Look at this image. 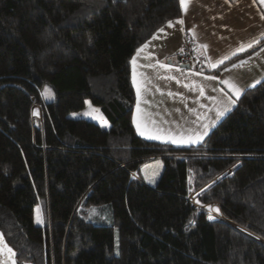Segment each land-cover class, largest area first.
<instances>
[{"label": "trees", "instance_id": "1", "mask_svg": "<svg viewBox=\"0 0 264 264\" xmlns=\"http://www.w3.org/2000/svg\"><path fill=\"white\" fill-rule=\"evenodd\" d=\"M179 16L178 0H0V234L16 264H264V81L198 145L133 129L131 58ZM86 102L107 128L70 118Z\"/></svg>", "mask_w": 264, "mask_h": 264}, {"label": "crops", "instance_id": "2", "mask_svg": "<svg viewBox=\"0 0 264 264\" xmlns=\"http://www.w3.org/2000/svg\"><path fill=\"white\" fill-rule=\"evenodd\" d=\"M178 3L179 18L172 21L171 27L163 26L162 32L160 28L139 48V54L136 51L132 56L130 82L134 92L132 125L136 135L149 142L182 148L201 143L233 110L235 103L232 101L238 99L221 80L235 84L241 90L240 97L264 81V0H186L184 10L179 0ZM178 20L183 22L177 23ZM187 36L197 50L199 71L184 69L171 62ZM253 41L257 42L247 48ZM241 46H245L244 51H238ZM134 56L135 65L132 63ZM225 56L229 59H224ZM217 60H223V63L212 68L210 62ZM160 64L170 67L161 68ZM134 69L141 87L143 126L148 132L165 137L170 133L186 140L189 137L196 139L199 135L202 139L195 143H171L165 139H149L147 134L137 132L133 124L137 105ZM209 76L215 79H208ZM89 108L95 118L90 120L80 115L79 119L107 128L108 123L99 109L92 105ZM225 108L230 110L218 116ZM9 249L0 234V264H16Z\"/></svg>", "mask_w": 264, "mask_h": 264}, {"label": "rangeland", "instance_id": "3", "mask_svg": "<svg viewBox=\"0 0 264 264\" xmlns=\"http://www.w3.org/2000/svg\"><path fill=\"white\" fill-rule=\"evenodd\" d=\"M40 95H41V99L44 103H50L54 99L53 91L49 86H44L40 91ZM86 104L87 105H86L85 110L81 111L82 113L79 112V113L71 114L70 118L77 119V118H79L80 115H82L86 119H90V120L92 119L93 120L95 117L93 116V114L91 112H89V110H90L89 107L91 105L89 103H86ZM32 109H33V112L37 111L36 117L39 116L40 108L36 106V109H35L33 106ZM162 169H163V164H162L161 159H159V158L152 159V160L144 163L141 166L138 176L140 177V179L143 181V183L145 185L152 187L158 181V179L162 173ZM195 198H196L195 193L191 192L188 195L187 200L193 204ZM214 209H217V207H214ZM94 214H96V213H94ZM209 215H211L213 217V219H215V220L222 221V222L225 221L223 219V217L221 216L219 211L218 212L211 211L209 213ZM38 219L40 222H38ZM32 220H33L34 225L39 226V227H42L47 223L46 209L43 206V204H37L34 207L33 212H32ZM91 222L95 225H102L105 223L107 225H110V219L109 218L104 219L103 217H101L97 214L93 218H91ZM241 231L244 232L243 230H241ZM244 233L246 234V232H244Z\"/></svg>", "mask_w": 264, "mask_h": 264}, {"label": "snow or ice", "instance_id": "4", "mask_svg": "<svg viewBox=\"0 0 264 264\" xmlns=\"http://www.w3.org/2000/svg\"><path fill=\"white\" fill-rule=\"evenodd\" d=\"M180 2V7L182 10L185 9V5H186V0H179ZM183 21H180L178 20L177 23H182ZM168 26L171 27L172 26V22L169 21L168 22ZM159 31H163V28H161ZM257 41H253L252 43H249L246 47L247 48H251L253 46L254 43H256ZM206 47V46H205ZM245 50V46H241L238 51H244ZM141 50H137V54H139ZM235 54V53H233ZM224 59H229L228 56H225ZM132 63L133 65H135L136 63V57L134 56L133 59H132ZM223 63V60H217L216 63H211V67L212 68H216L218 65L222 64ZM160 67L161 68H167V67H170L169 65H165V64H160ZM208 79H215V77H207ZM221 83H223L226 87H228L229 91L232 92V94L234 96L237 97V99H239L240 97V94H241V90L235 85V84H232L230 83L229 81L227 80H221ZM133 84L136 86V91H137V105H136V114L133 115V124L136 126V129H137V132L140 134V135H146L148 136L149 139H165L166 142H171V143H188V142H191V143H195L197 142V140L199 139H202V136H197L196 139H192L191 137H189L187 140L183 137V136H179V137H176V136H172L170 133L165 137L161 134H152V133H149L147 128L145 126H143V119H142V115H141V109H140V92H141V87L139 85V83L137 82L136 80V74H135V69H134V72H133ZM254 86V85H253ZM201 94H203V89H201ZM232 103H235V101H232ZM230 109L229 108H225L224 111H221L218 113V116H223L224 115V112L226 111H229ZM37 113L34 111L33 112V115H36ZM206 134V133H205ZM151 182V181H150ZM209 211H216L218 212L219 209H214V208H209ZM208 219L211 220L213 219V217L211 215L208 216ZM38 222L39 219H38ZM9 253L11 254V250L9 249L8 250Z\"/></svg>", "mask_w": 264, "mask_h": 264}, {"label": "built area", "instance_id": "5", "mask_svg": "<svg viewBox=\"0 0 264 264\" xmlns=\"http://www.w3.org/2000/svg\"><path fill=\"white\" fill-rule=\"evenodd\" d=\"M196 48L193 45V40L190 39L188 36L184 39V44L178 52H176L172 58V63L176 64L178 66H184L187 65L189 68H192L194 70H200L198 55L196 52ZM36 109V106H34ZM37 112V111H36ZM32 118L40 120V111L39 116L36 117V115H33V109H32Z\"/></svg>", "mask_w": 264, "mask_h": 264}, {"label": "water", "instance_id": "6", "mask_svg": "<svg viewBox=\"0 0 264 264\" xmlns=\"http://www.w3.org/2000/svg\"><path fill=\"white\" fill-rule=\"evenodd\" d=\"M181 68L188 69V68H189V66H187V65H184V66H181ZM223 222H225V223L229 224L230 226H232V227L236 228L237 230L241 231V229H239V228L235 227L234 225H232V224L228 223L227 221H223ZM241 232H242V231H241ZM249 236H250V235H249ZM252 238H253V237H252Z\"/></svg>", "mask_w": 264, "mask_h": 264}]
</instances>
